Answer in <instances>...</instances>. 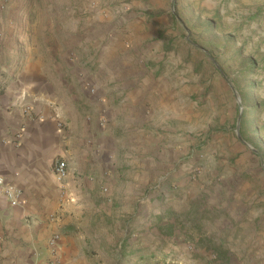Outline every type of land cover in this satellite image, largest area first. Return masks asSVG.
I'll list each match as a JSON object with an SVG mask.
<instances>
[{
	"label": "crops",
	"instance_id": "0c3cea01",
	"mask_svg": "<svg viewBox=\"0 0 264 264\" xmlns=\"http://www.w3.org/2000/svg\"><path fill=\"white\" fill-rule=\"evenodd\" d=\"M107 2L103 23L82 33L56 23L53 47L43 34V46L19 51L17 30L5 36L12 46L0 50V177L21 195L15 206L0 195V264H141L122 258L135 251L118 220V193L157 183L159 165L174 161L151 131L188 116L174 103L188 71L168 52L181 31L171 0ZM16 3L0 0L8 6L2 36ZM60 160L62 182L53 173Z\"/></svg>",
	"mask_w": 264,
	"mask_h": 264
},
{
	"label": "rangeland",
	"instance_id": "374dc122",
	"mask_svg": "<svg viewBox=\"0 0 264 264\" xmlns=\"http://www.w3.org/2000/svg\"><path fill=\"white\" fill-rule=\"evenodd\" d=\"M16 1L1 51L15 29L19 51L43 46V34L53 47L56 23L82 33L112 11L108 0ZM168 8L181 24L168 52L189 79L174 103L188 116L151 131L175 153L159 165L158 182L118 193L126 245L165 255L141 264H264V0H171Z\"/></svg>",
	"mask_w": 264,
	"mask_h": 264
},
{
	"label": "built area",
	"instance_id": "2783aa9c",
	"mask_svg": "<svg viewBox=\"0 0 264 264\" xmlns=\"http://www.w3.org/2000/svg\"><path fill=\"white\" fill-rule=\"evenodd\" d=\"M66 169L67 163L64 160L58 161L54 167L53 173L60 182H62L66 178ZM0 195L7 201H9L12 206H15L19 203L21 192L16 189L11 183H8L3 177H0ZM59 239L60 235L55 234L51 237L49 241V245L53 251V254H55ZM48 264L57 263L55 261H51Z\"/></svg>",
	"mask_w": 264,
	"mask_h": 264
},
{
	"label": "trees",
	"instance_id": "16d2710c",
	"mask_svg": "<svg viewBox=\"0 0 264 264\" xmlns=\"http://www.w3.org/2000/svg\"><path fill=\"white\" fill-rule=\"evenodd\" d=\"M257 112V111H256ZM173 227H168V231L169 233H167L168 235H170L172 233ZM126 253V256H123V260L124 259H129V258H137L140 260V262H147L148 260H152L154 259L155 256L160 255V256H165L163 254H161V252H156V253H151V254H146L144 251H136L134 253ZM133 256V257H131Z\"/></svg>",
	"mask_w": 264,
	"mask_h": 264
},
{
	"label": "water",
	"instance_id": "95a60500",
	"mask_svg": "<svg viewBox=\"0 0 264 264\" xmlns=\"http://www.w3.org/2000/svg\"><path fill=\"white\" fill-rule=\"evenodd\" d=\"M240 138V136H238ZM241 139V138H240Z\"/></svg>",
	"mask_w": 264,
	"mask_h": 264
}]
</instances>
